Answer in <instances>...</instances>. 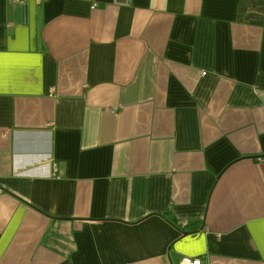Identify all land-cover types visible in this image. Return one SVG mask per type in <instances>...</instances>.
Returning a JSON list of instances; mask_svg holds the SVG:
<instances>
[{"label": "crops", "instance_id": "1", "mask_svg": "<svg viewBox=\"0 0 264 264\" xmlns=\"http://www.w3.org/2000/svg\"><path fill=\"white\" fill-rule=\"evenodd\" d=\"M260 156L264 0H0V264H264Z\"/></svg>", "mask_w": 264, "mask_h": 264}, {"label": "built area", "instance_id": "2", "mask_svg": "<svg viewBox=\"0 0 264 264\" xmlns=\"http://www.w3.org/2000/svg\"><path fill=\"white\" fill-rule=\"evenodd\" d=\"M176 264H206V263L200 258L182 257L181 259L178 260Z\"/></svg>", "mask_w": 264, "mask_h": 264}, {"label": "trees", "instance_id": "3", "mask_svg": "<svg viewBox=\"0 0 264 264\" xmlns=\"http://www.w3.org/2000/svg\"><path fill=\"white\" fill-rule=\"evenodd\" d=\"M179 225V227L180 228H182V229H185L188 225H189V223L187 222V223H185V224H178Z\"/></svg>", "mask_w": 264, "mask_h": 264}, {"label": "water", "instance_id": "4", "mask_svg": "<svg viewBox=\"0 0 264 264\" xmlns=\"http://www.w3.org/2000/svg\"><path fill=\"white\" fill-rule=\"evenodd\" d=\"M260 159H261V160H264V156H262V157L260 156Z\"/></svg>", "mask_w": 264, "mask_h": 264}]
</instances>
